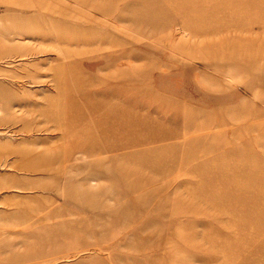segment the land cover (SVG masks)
<instances>
[{"label":"rangeland","instance_id":"1","mask_svg":"<svg viewBox=\"0 0 264 264\" xmlns=\"http://www.w3.org/2000/svg\"><path fill=\"white\" fill-rule=\"evenodd\" d=\"M0 264H264V0H0Z\"/></svg>","mask_w":264,"mask_h":264}]
</instances>
